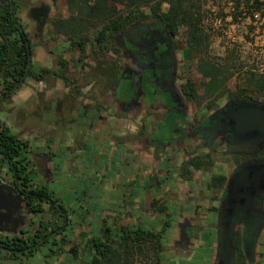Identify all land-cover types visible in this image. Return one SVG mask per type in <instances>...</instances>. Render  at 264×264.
<instances>
[{"label":"flooded vegetation","instance_id":"obj_1","mask_svg":"<svg viewBox=\"0 0 264 264\" xmlns=\"http://www.w3.org/2000/svg\"><path fill=\"white\" fill-rule=\"evenodd\" d=\"M42 2L33 6L35 9H31L27 18L36 27H40L44 22H50L53 26V20L57 17L49 18L46 2L45 0ZM20 19L28 33L30 21L25 22L22 17ZM28 35L33 54L34 45L29 33ZM57 43L59 46L62 44V48L58 51L54 47ZM43 44L52 53L48 58L50 61L53 58L55 60L57 54L58 59L54 63L56 66L41 67L36 70L31 64L33 74L26 75L15 91L0 104L13 97L19 88L29 81H34L43 92L56 87V82H59L66 89L68 87L67 93L70 92L73 98L80 99L78 94L80 89L74 88L73 84L78 87L80 81L85 79L87 82H83H85L86 98L80 100L82 112L75 119L70 120L76 123L78 117L82 119L81 134L77 133L79 137L75 140V145L85 151L87 147L84 142L87 136L93 134L95 138L93 148L98 150L97 160L113 162L114 172L120 173V176L122 174L121 177L124 179L135 170L145 176L148 183L143 190H140L142 195H147L149 192L159 196L151 201V206L156 211V215L162 213L166 216L167 225L173 223L177 225L181 245L192 243L191 235L188 236L185 230L190 228L193 221L197 227L193 231L195 233L199 232L201 227H216L222 212L231 206L234 209L232 221L235 224L236 244L240 239L242 249L246 229L264 228V175L258 168V165L264 164V135L257 131H249L245 128H248L247 125L240 126V120L235 114L241 103L249 107L264 108V92L245 96L225 95L211 107H207L206 103L199 106L194 98L189 97L185 89L188 75L185 61L180 56L178 37L161 21L151 16L137 20L104 47L93 41L82 50L71 46L68 41H60L56 34L47 37ZM104 62L115 65L119 78L118 70L121 64L124 65L125 72L121 76L123 83L120 84V80L116 82L115 79L104 80L96 76L100 68L99 64ZM43 68L52 71L42 77L35 76V73ZM89 80L94 81L91 83ZM107 81L109 84H106ZM119 88L120 91L117 93ZM35 92L37 96V89ZM48 99L49 96L44 101L48 103ZM156 108L169 109L170 112L177 114L175 120L181 116L184 120L179 129L190 135L193 142L187 141V144L181 141L166 142L161 134V138L159 134L156 136V132L160 133L161 129V124L155 127L156 121L153 119L155 113L159 112ZM75 110L76 108H73L72 113ZM241 121L247 122V119ZM20 131L21 135H16L27 142L24 154L29 160L34 183L36 182L33 178L34 171H41L44 176H49L51 179L58 166L55 158H58L59 152L55 149V144L47 146L46 140L44 142L43 139L32 141L30 137L24 135L25 130ZM72 131L68 132L69 136ZM177 137L178 134H174L173 138ZM67 144L70 143H66L60 151L66 150L67 146L71 147V144ZM107 144L112 145L113 148L109 149ZM46 146L47 150L42 151ZM111 149V157L107 158L106 152ZM200 161L202 165L198 167L196 162ZM160 164L165 167H161ZM104 177L107 179H103L102 175L99 185L104 186V183L111 182L112 189L121 190L119 191L121 197L117 196L112 198L113 201H108L107 209L111 206L115 210L123 205L128 206L133 201L130 192L131 183L123 179L120 184L122 187L119 189V186L116 188L115 182L110 180L111 176L106 174ZM0 180L20 193L8 171L5 176L0 177ZM156 186L159 190L155 189ZM176 188L180 191L184 189V202L187 203L184 206L187 209L185 214L178 213L181 208L177 207L171 198L172 194L175 195L173 192ZM208 213L213 214L211 220ZM39 216L42 215L31 213L23 200L20 214H16V218L23 219V222H19L21 228H18V233L22 230L35 231L41 220L39 218L36 221ZM116 219L106 214L100 231L92 234L101 235L103 228L119 229L125 225L119 224ZM1 226L5 229L0 234L15 233L12 231L13 223L3 222ZM125 226H137V223H129ZM70 227L74 228L71 219L68 228ZM91 237H85L84 246Z\"/></svg>","mask_w":264,"mask_h":264},{"label":"trees","instance_id":"obj_2","mask_svg":"<svg viewBox=\"0 0 264 264\" xmlns=\"http://www.w3.org/2000/svg\"><path fill=\"white\" fill-rule=\"evenodd\" d=\"M65 1L73 11L69 16L55 18L53 29L56 37L82 50L93 41L106 46L139 19L151 16L161 21L179 41L197 54L195 69L202 78L201 83L188 76L185 89L199 106L206 103L211 107L225 95L245 96L264 92V72L259 71L257 64L245 68L249 61L242 57L237 45L227 47L222 56L215 55L212 49V31L217 19L225 20L229 16L233 22L248 17L254 19L255 14L262 11L264 0ZM214 6L219 9L214 11ZM28 43L30 37L18 16L15 0H0V102L15 91L26 75L33 74L32 68L27 71L31 52ZM242 70L246 75L244 82L232 85L233 78L240 79ZM51 71L43 68L35 76L42 77ZM26 146L27 142L0 120L1 165L11 174L28 210L44 217L46 213L50 216L42 218L35 231L22 230L19 234L0 236V259L19 260L46 248V258L54 260L68 252L76 259L83 253L85 256L88 254V264H161L163 232L141 225L103 228L101 235L87 239L84 249L82 244L87 234L83 232L80 234L81 242H75L66 250L65 246L73 242L69 234L74 228H68L70 211L48 188L34 183L29 160L24 154ZM196 163L198 167L202 165L201 161ZM236 246L237 264H247L240 239ZM262 256L264 264V252Z\"/></svg>","mask_w":264,"mask_h":264},{"label":"rangeland","instance_id":"obj_3","mask_svg":"<svg viewBox=\"0 0 264 264\" xmlns=\"http://www.w3.org/2000/svg\"><path fill=\"white\" fill-rule=\"evenodd\" d=\"M42 1L43 0H15L18 7V11L19 8H24L28 11L30 10L29 12H31V9L35 4H42ZM57 8L58 13L57 11L56 13L63 16H69L70 13L73 11L72 6L66 4L64 1L62 3L60 2ZM218 9V6L213 7L214 11ZM227 10H230V7H227ZM212 33V49L215 55L222 56L225 53L227 47H233L237 45L241 49L242 57L245 60L249 61L248 63H246L247 67L245 68H248V66L252 64H257L259 66V71L264 72V6L262 11L255 14L254 19L248 17L246 19H242V21L240 22H233L231 16L227 17L225 20L217 19L214 23V29ZM31 40L34 43L33 37L31 38ZM180 56L185 61L187 75L191 76L193 79H195L198 84H200L202 78L199 76L195 69V64L198 58L197 54L194 53L191 49H189L181 41ZM57 59L58 56L56 54L55 60L54 58L52 61L47 59L46 62H39V65L43 67L52 68L56 66V64L54 63H56L55 61H57ZM99 65L100 68L96 72V76H98L99 79H115L116 82L120 80V84L123 83L121 82V76L123 75V72H125L123 64H121L120 70H118L120 73V78L113 63L110 64L104 62L103 64L100 63ZM245 77V72L244 70H242L240 79L236 77L233 78L231 84L235 85L237 82L243 83ZM83 81L87 82V80L83 79L82 82L80 81V85L78 87H75L76 84H73L74 88L78 90L80 89V92L78 93L80 99L73 98L72 95H70V92L67 93V91L69 90L68 87L66 89L64 85L59 84V82H56V84L58 85L54 87V89H49V95L48 92H43L39 89V86H36L37 99L31 98L26 103H20L17 99L12 100L13 97H10L6 100V102L0 104V120L6 123L14 134L18 135V130H25L24 135L30 137L32 141H40V139H43L44 142L46 140L45 144L47 143V146H53L55 144V147H58L60 145L63 148L66 143L71 144V148H73L74 150L69 149L65 151L63 149L59 152L58 158H55V163L58 166H56L57 169L55 170L54 175H52L53 178L51 177L50 179L49 176H43L41 171H34L33 178L36 181L35 184L48 188L49 191L53 192L54 196L59 200V203L65 205L69 211H73L75 213V218L76 220H78V222L82 218L87 216L93 219L98 211L101 212L103 210L105 211L113 209L112 206L110 207V209H107V202L113 201L112 198H116L117 196L120 197L121 195L119 193V191L121 190H115L111 188V182L109 184L104 183V186L99 185V177L96 175L95 172H92L93 169L98 170L100 165L103 166L106 163L104 159H101V161L96 159L98 150L96 148H93V145H95V138L93 137V134L87 136L86 141L84 142L85 147H87L85 151H78V147L77 145H75V140L77 139V137H79L77 133L81 134L82 119L80 120L78 117L76 123H74V121L70 122V120L73 118L75 119L77 116H79L78 114H81L82 112L80 108V100H82V98H86L84 89L85 82ZM89 81L92 83L94 80ZM64 82H66L65 79ZM108 82L109 81H107L106 84H109ZM119 91L120 88L117 93H119ZM200 92H202L201 88ZM48 96L49 99L47 103L44 100ZM73 108H76L74 113H72ZM156 109L159 110L158 108ZM158 113H155L153 118L156 121L155 127H158V125L161 124L160 133L156 132V136H158V134L160 136L161 134L162 139L166 142L173 141L178 143L179 141H181V143L184 142V144H187V141H189V143L193 142L191 140L192 138H190V135L183 132L182 129H179L180 125L182 124V121L184 120L181 116L179 119L175 120L177 114L170 112L169 109H160ZM11 123L12 125L10 126ZM71 130L73 131L69 136L68 132ZM174 134H178V137L176 139L173 138ZM164 144L166 145L165 142ZM47 146L43 147L42 151L47 150ZM72 151L78 155H82L83 159L81 160H84L85 164H78L76 166L68 165L67 157L71 156ZM160 166L165 167V165L162 164H160ZM86 168H89V170L87 171ZM81 169L84 170V173H87L89 177L86 178L83 175L81 176ZM39 170H41V168ZM6 171V167L2 166L0 163V177L2 175L5 176ZM115 171L117 172L116 169ZM110 173L114 174L115 172L113 170ZM95 183L97 185H95ZM121 187L122 186L119 185V189ZM86 205L88 206V208L86 207ZM20 207L18 206L19 210L17 211V215L20 214ZM116 209H118V207ZM228 209L222 212V217H220L218 224L220 229L221 226H223L224 224L223 221L226 218L225 215ZM107 213H109V215H113V212ZM44 215L46 217L39 216L36 221L39 218L46 219L50 216L48 213ZM147 216L148 213L145 211H138L136 213L134 212L131 213L130 216L126 215L124 222H139L141 219H144ZM212 216L213 214L208 213V217L210 218V220ZM160 217L161 219H166L165 215ZM164 220L160 222V224L162 223V226L163 222H165ZM19 222H23V219H19L17 221L18 228H21V226H19ZM94 222L96 223V221ZM95 223L92 224V230L96 232L97 229ZM207 227L208 226H206L205 229L209 230V228ZM18 228L17 232L15 231L14 234H19ZM25 228H27V226ZM167 229V236L166 240L164 241L166 246V249L164 251L165 254L168 253L171 248H173L171 245L175 242L176 239L174 238V236L175 234H177L176 228L170 227ZM79 230L80 229L76 230V234L73 237V242L68 243L65 246L66 250L70 249V247L73 246L75 242H81ZM185 231V233L189 236L194 230H191V228H187ZM0 236H4V234H0ZM259 242L260 244L258 245L257 249V262L259 264H262V253L264 252V230ZM83 248L84 244H82V249ZM47 251L48 250L44 248L35 252V254L31 257L23 256L19 260L0 259V264H88V259L87 257L85 258L83 254L80 255L78 259H76L72 253L67 252L61 257H59L57 260H54L52 257L46 258L45 253ZM209 252L212 253V251L209 250L208 246L204 245L203 247L198 249L197 257L192 262H188L186 260H181L180 263H178L177 261L174 262H176L175 264H212V254ZM203 255H205L204 258L209 256L208 261L204 262V260L201 258ZM167 256L170 257L171 253L167 254ZM174 262L172 264H174Z\"/></svg>","mask_w":264,"mask_h":264},{"label":"crops","instance_id":"obj_4","mask_svg":"<svg viewBox=\"0 0 264 264\" xmlns=\"http://www.w3.org/2000/svg\"><path fill=\"white\" fill-rule=\"evenodd\" d=\"M65 2L66 4H68L65 0H59L57 2H54L53 0H45L47 8H48V16L49 18H54V17H62L63 15H59L58 13V8L57 6L59 5V3L61 2ZM34 8V7H33ZM35 9V8H34ZM57 11V13H56ZM29 11L24 9V8H19L18 14L20 17L23 18V20L25 22L30 21L28 20L29 18H26L27 16L29 17ZM32 19V18H31ZM38 32V34H37ZM28 33L30 34L31 38H34V47H33V54H32V65L34 66V68L37 70L43 66L39 65V62H46V59L50 58L52 56L51 51L48 49V47H45L43 44V41L47 38V37H51L53 36L55 33L53 26L51 25L50 22H44V24H42L40 27H36L33 22H29L28 25ZM50 40V39H49ZM64 40V39H60ZM52 44V43H51ZM65 44V43H64ZM62 44L59 46V44L57 43L54 47L55 50L58 51L61 47ZM60 84V83H59ZM58 85V84H57ZM36 83H34V81H29L26 85L22 86L19 88V90L16 92V94L13 96V99H17L18 102L20 103H26L28 100H30L31 98H36L35 96V88ZM54 89V88H53ZM48 95L50 94V90L47 91ZM105 116V113L103 114ZM12 125V123L10 124V126ZM19 131L18 135H21V131ZM24 137V136H22ZM70 145V144H67ZM108 148H113L112 145L107 144ZM56 150H58V152H60L61 150V146H56L55 147ZM74 150L73 148H71L70 146H67V150ZM78 151H81L82 149L79 147L77 149ZM111 150L107 151L106 155L107 158H110L111 156ZM82 152V151H81ZM70 156V155H69ZM76 157V158H75ZM151 157V156H148ZM82 155H78L75 152H71V156L67 157V164L68 165H72V166H76L78 164L83 165L85 164ZM72 160V161H71ZM110 160V159H109ZM83 161V162H82ZM107 162L105 163V165H100L98 170H92V172L96 173V175L99 177V179L101 180V176L103 175V179H107L104 177V175H109L111 176L112 182L114 181L116 184V188H118V186L120 184H122V181L124 178H122L120 176V173H110L113 171L114 169V163L113 162H108V160H106ZM120 164V162H119ZM119 166V165H118ZM53 170V167H52ZM86 170L88 171L89 168H86ZM85 171L81 169V176H85L86 178L89 177L88 174L84 173ZM87 175V176H86ZM44 176V175H43ZM160 179H157V181H159ZM125 182H130L131 186H130V192L132 193L131 199H133V201L131 203H129L128 206H122V207H118V209L116 210H103L101 212H97L95 217L92 219L90 217H84L82 218L79 222L78 220H76L75 218V213L73 211H70V219L72 221V224L74 226V231L73 234H70V237L73 238L76 234V230H79V233L82 234L83 232H86L87 237H91L93 234L92 232H95L94 230H92V224L95 223L94 221H96L95 225H96V229H97V233L100 231L101 227H102V222H103V217L106 214H109L107 212H113L112 216H114V218L116 217L117 221L119 222V224H129L128 222H124L126 215H129L131 213H136L138 211L142 212L145 211L148 213V216L145 217L144 219H141L139 222H135L137 223V225H141L144 227H148L151 229H155V230H161L163 232V249H162V261L161 264H172L174 261H177L178 263H180L181 260H186L188 262H192L193 260L196 259L197 257V252L198 249L203 247L204 245H207L209 250L212 251L209 252L212 254V264H221L219 258H218V250H217V246H218V242H219V226H208L207 228H209V230L205 229L206 227L202 228L199 232L196 231L192 232L191 235V241L192 243L190 244H180L181 242V238H180V231L178 230V227L175 223L171 224V225H167L166 221L164 219H161L160 216H163L162 213L158 215L155 214V210H153L152 206H151V201L153 199H155L156 197H159L155 194H150L148 192V194H144L142 195V192L140 190L144 189V186L147 185V179L145 176L141 175L138 173V171H133L130 172L129 175L126 176V178L124 179ZM149 181V180H148ZM132 184H134V186H132ZM156 190H159V187L156 186L155 188ZM175 195L172 194V199L174 204H176L177 207L181 208V211L178 212L179 214H185L186 213V208L184 207L187 203L184 202L185 199V193H184V189H182L181 191L179 190V188H176L174 190ZM121 197V196H120ZM176 197V199H175ZM161 203V201H160ZM83 207V206H82ZM87 207V205H86ZM88 208V207H87ZM101 213V214H100ZM100 214V215H99ZM134 216V215H133ZM115 220V219H114ZM163 222V226L162 223L160 224V222ZM194 221L191 223V230H196L197 227L194 225ZM205 225V224H204ZM91 227V228H90ZM176 228L177 229V234H175L174 238L176 239L175 242L171 245L173 248H171V250H169L168 253H164L166 246H165V240H166V236H167V228ZM81 238V236H80ZM260 240V238H259ZM260 243V242H259ZM171 253V256H167V254ZM208 253V254H209ZM84 255V253H83ZM205 255H203L201 258L204 260V262L208 261L209 256L205 257ZM211 256V255H210ZM246 256V255H245ZM84 257L87 259H89L88 254ZM246 261H247V256H246ZM237 262H238V258H237ZM176 262H174L175 264ZM247 264L248 261H247ZM254 264H259L257 261L254 262Z\"/></svg>","mask_w":264,"mask_h":264},{"label":"water","instance_id":"obj_5","mask_svg":"<svg viewBox=\"0 0 264 264\" xmlns=\"http://www.w3.org/2000/svg\"><path fill=\"white\" fill-rule=\"evenodd\" d=\"M30 48V44H27ZM32 64V53L29 52V64L27 71L30 70ZM236 117L239 118L240 126L245 127L251 132L257 131L261 135H264V108L262 107H249L245 103H241L235 113ZM241 119H247V122L241 121ZM259 172L264 175V164L258 165ZM20 193H17L12 189L9 184L2 183L0 180V232L4 231L5 228L1 226L3 222L13 223V232H17L18 224L17 221L21 218H16L18 206H21L23 197ZM233 206H231L226 212V218L224 224L219 228V242L217 246L218 258L221 264H237V246H236V230L235 224L232 221L233 217ZM17 227V228H16ZM264 228L258 229H246L245 230V241L243 243V250L247 256L249 264H254L257 261V249L259 238L263 233Z\"/></svg>","mask_w":264,"mask_h":264}]
</instances>
